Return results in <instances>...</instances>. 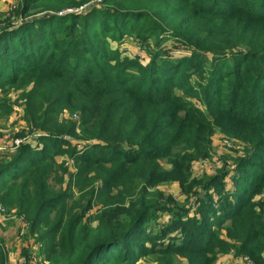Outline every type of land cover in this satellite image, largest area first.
Segmentation results:
<instances>
[{
  "label": "trees",
  "instance_id": "16d2710c",
  "mask_svg": "<svg viewBox=\"0 0 264 264\" xmlns=\"http://www.w3.org/2000/svg\"><path fill=\"white\" fill-rule=\"evenodd\" d=\"M41 1L26 0L7 14L0 31V90H21L23 121L40 138L35 147L21 144L11 161L0 164V205L14 211L27 236L40 244L41 264H137L144 258L150 259L144 264H180L178 258L184 264H216L218 253L231 250L253 262L261 258L263 208L257 211L248 196L258 192L256 186L247 190L248 197L236 196L242 193L237 187L216 199L227 208L217 220H228L225 238L213 237L211 222H200L189 208L173 215H179L178 231L170 235L173 220L156 226L148 221L172 201L153 186L165 165L167 180L178 183L180 195L195 196V188L205 187L189 181L187 172L192 161L205 156L212 128L223 129L222 123L245 130L251 152L239 166L256 169L260 174L252 181L264 185V0L236 5L232 0H102L111 21L51 15L13 28L31 7L49 10L37 8ZM47 1L55 3L53 10L63 7ZM67 23L70 39L63 41L56 35ZM168 31L188 55L171 56V45L150 52L142 65L133 58L119 60L102 47L108 36L136 32L145 39ZM226 58L233 68L224 69ZM192 74L215 104L223 102L217 94L226 82L227 105L217 106L211 120L187 108L183 99L190 94L174 93ZM236 107L239 114L232 113ZM62 154L75 169L66 185L55 158ZM58 167L56 190L50 179ZM95 182L96 189L85 191ZM191 232L203 245L196 246ZM166 234L172 240L164 242ZM0 264H6L1 247Z\"/></svg>",
  "mask_w": 264,
  "mask_h": 264
},
{
  "label": "rangeland",
  "instance_id": "374dc122",
  "mask_svg": "<svg viewBox=\"0 0 264 264\" xmlns=\"http://www.w3.org/2000/svg\"><path fill=\"white\" fill-rule=\"evenodd\" d=\"M50 2H58L63 7L59 10H53L51 8L54 7L55 3L50 4L47 0H43L39 3V6L37 8L44 7L49 8V10L39 9L38 11V9H34L33 7H31V11L27 12L23 19L16 21L14 25H19L26 20H31L32 18H44L51 15H56V17L54 16V19L56 20H63L65 16L70 15H77L80 17L89 15L92 19H108L109 21L112 20V17L103 14V8H105V6L107 5L102 4V0H50ZM237 3H239V0H232L233 5H236ZM24 4H26V0H11L9 3L4 2L5 9L0 14V31L3 29L4 22L2 21L7 16V14H10L13 10L20 8L21 6H24ZM200 4H204V2ZM246 4L247 1H243L240 3L241 6H245ZM116 20L117 22H119L118 20L120 19L117 18ZM64 22L62 21L63 24ZM78 24L79 26L77 27L79 28L74 32L75 36H78L80 34L81 21H79ZM67 29L68 23L65 24L61 32L56 35L57 38H63V41H68L70 37L65 35ZM149 34L150 35L145 39H140L139 35L136 32H133L121 39H113L108 36L104 39L105 41L102 47L107 50L108 53H117L119 60H127L133 58L135 60H139V63L142 65L148 64L150 52L155 53L156 51L162 50L164 47L171 45H174V51L171 56L181 58L184 57L185 54H187L185 53V51H183L184 47L182 48L172 43V41L169 39V31L162 33L161 35L160 33H156V35L152 37V33ZM224 63V69L234 67V62L230 58H226V60H224ZM201 83L202 80H199L196 74H192L185 85L180 84L179 87H174V93L177 96L190 94L191 97H185L183 99L186 103H188L187 108L191 109V111L194 112H200L206 115L209 120H211L214 118V116L211 115V112H216L217 106L227 105L226 99L224 97V88L226 86V82L223 84V88L220 89L217 94V98L222 96L223 102L217 104H215L213 101H209L205 97V85ZM20 91L21 90L14 88L9 89L7 87H5L3 90H0V164L7 163L12 160L15 150L17 149V147L12 145L15 140H22V144H28L32 147H35V145L38 144L36 142L40 139L38 137V133L31 132L30 129L25 126V123L23 121V112L21 109L22 101H20L19 99ZM206 104H208L209 106V108L207 109L205 107ZM239 110L240 107H236L232 113L239 114ZM62 118L66 120L68 119V116L66 114H63ZM221 127L224 130L220 129L219 127L212 128L211 135L207 142L205 156L192 161L188 169L187 174L189 176V181H194L199 185L202 184V186H205L204 188H200L199 186L195 188V196L190 195L186 197L180 195L178 183L176 181L167 180L168 175L165 173V170H169L170 166L165 165L163 168L164 170L160 171V173L157 174V176L153 180L157 183L153 186L157 187V189L161 191L165 197L170 196L172 201L168 203L166 210L157 212L155 216L148 221V226H156L159 223L171 224L172 220L175 223L179 218V215L176 217H173V215L180 214L179 212H183L186 208H189V210L192 211L191 214H193L191 216H194L200 222H211L210 227L208 228V232H211L213 237H215L216 239L218 237L225 238L223 228L226 224H228V220H225L219 224L217 220L222 219L223 216H221L220 214H226L227 208H225V205H223L222 202L217 203L216 199L218 197L231 194L233 188L237 187L241 188L242 193L236 192L237 194L235 193V195L237 196L239 194L244 198L248 195L247 190L256 186L258 192L256 194L248 196H250V202L255 204V208L257 209V211L260 208H263L262 214L264 216V185L260 183L256 185L257 183L255 184L252 181V177L257 176L260 173L256 169H250V167L247 166H239L241 159L244 157H249L251 152V149H249L247 143H245L246 141L243 140L245 130L240 127V125H236L233 130H230L225 123H222ZM91 145L92 144L89 143V145H87V148H90ZM36 148L40 149L42 147ZM55 158L58 165L62 163L61 168L62 170H64V174L62 175L63 185H66L69 178H72V174L75 172L73 164L68 159V156L64 154L56 156ZM256 160L259 162H263L262 159ZM62 170L58 167L57 175L51 176L50 179L51 185H53L56 190L61 186L59 180ZM237 172H242V174H236ZM233 174H235L234 177H232ZM223 176L225 177L222 178ZM241 180L244 181V184H242ZM83 182L85 183L87 181ZM140 182L141 183L139 185V188L144 183L142 180ZM97 185L98 183L95 182L93 183V185H91V187H87L85 191L88 192L92 188L96 189ZM206 191L210 195L209 197L204 196V192ZM75 192V197H78V193L76 190ZM202 199H206L208 201ZM240 200L238 201L240 202ZM232 212H234L233 209L231 211V214ZM4 214H14V211L7 212L1 207L0 222L2 224L4 223L2 221ZM215 220L217 221V223H215ZM2 224L0 225V227L2 226ZM177 226V223H175V226L167 229L169 235L173 230L178 231ZM24 227L26 228L25 225ZM211 227L214 228L215 231H212ZM167 234L161 238L164 242L172 240L171 238L169 239V235L167 236ZM190 236L194 238V240L198 241L199 245L196 244V246L203 245V242L198 238V236H196L195 232H191ZM35 243V241L32 242V244L36 245L34 257L37 259L38 257H41V254L39 253L40 244L38 245ZM147 244L148 242L143 240V245ZM246 258H248V256L238 255L233 250H231L227 253H218L216 255L215 263L246 264ZM149 260V258L140 259L137 261V264H144L146 262H149ZM254 262L253 264H264V251L261 253V258L254 259ZM178 263L184 264V260L178 258Z\"/></svg>",
  "mask_w": 264,
  "mask_h": 264
},
{
  "label": "crops",
  "instance_id": "0c3cea01",
  "mask_svg": "<svg viewBox=\"0 0 264 264\" xmlns=\"http://www.w3.org/2000/svg\"><path fill=\"white\" fill-rule=\"evenodd\" d=\"M11 0H0V14L4 11V2ZM3 224L0 222V247L6 253V264H17L20 256L26 255L29 251L36 250L34 241L27 236V227L21 218H16L13 214H4L2 218ZM37 244V243H35Z\"/></svg>",
  "mask_w": 264,
  "mask_h": 264
},
{
  "label": "built area",
  "instance_id": "2783aa9c",
  "mask_svg": "<svg viewBox=\"0 0 264 264\" xmlns=\"http://www.w3.org/2000/svg\"><path fill=\"white\" fill-rule=\"evenodd\" d=\"M22 143H23L22 140H15L12 145L15 147H18ZM0 210H1V206H0ZM24 225L26 226V224H24ZM34 251L33 250L29 251L26 255L20 256L17 260V264H41V257H38L40 260L38 258L36 259L34 257V255H35ZM245 262H246V264H253L252 260L249 258H246Z\"/></svg>",
  "mask_w": 264,
  "mask_h": 264
},
{
  "label": "water",
  "instance_id": "95a60500",
  "mask_svg": "<svg viewBox=\"0 0 264 264\" xmlns=\"http://www.w3.org/2000/svg\"><path fill=\"white\" fill-rule=\"evenodd\" d=\"M38 18V17H37ZM37 18H32L31 20H33V19H37ZM31 20H29V21H31ZM27 21V20H26ZM18 26V24H16V25H14V27L13 28H16Z\"/></svg>",
  "mask_w": 264,
  "mask_h": 264
}]
</instances>
